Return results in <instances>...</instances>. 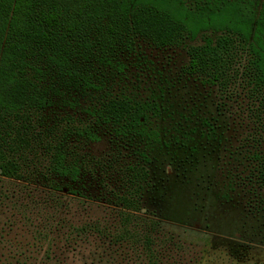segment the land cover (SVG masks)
<instances>
[{
	"label": "trees",
	"instance_id": "trees-1",
	"mask_svg": "<svg viewBox=\"0 0 264 264\" xmlns=\"http://www.w3.org/2000/svg\"><path fill=\"white\" fill-rule=\"evenodd\" d=\"M199 36L201 44L187 45ZM139 42L185 48V75L213 87L221 102H244L251 128L232 159L233 180L264 210V0H0V178L45 186L25 206L40 221L35 242L47 244L38 264H69L54 254L58 243L91 238L110 246L101 264H116L111 253L124 246L129 264H177L180 246H165L160 224L141 215L149 157L162 143V106L156 95L125 91L112 71L120 51ZM243 54L248 60L239 65ZM64 95L71 108L84 106L82 114L49 122L44 113ZM201 123L214 135L215 125ZM105 129L116 144L112 158L82 155ZM85 172L100 173L113 222L103 213L75 221L72 204L58 196L66 189L80 200ZM230 250L240 253L227 256L232 264H264L250 248L232 243Z\"/></svg>",
	"mask_w": 264,
	"mask_h": 264
},
{
	"label": "rangeland",
	"instance_id": "rangeland-1",
	"mask_svg": "<svg viewBox=\"0 0 264 264\" xmlns=\"http://www.w3.org/2000/svg\"><path fill=\"white\" fill-rule=\"evenodd\" d=\"M202 39L199 36L187 45L201 44ZM114 60L112 71L125 91L142 97L156 95L162 106V143L149 157L141 215L160 224L165 246H180L178 254L172 255L175 262L232 264L227 256L240 254L230 250L232 243L256 251L257 263L263 262L264 210H258L251 195L233 180L236 163L232 159L251 128L240 108L244 102L235 97L221 102L213 87L185 75V48L156 50L139 42L135 50H121ZM247 60L243 54L239 65ZM72 104L68 95L55 97L44 117L50 122L55 117L82 114L84 106L71 108ZM212 117L217 118V124ZM204 119L215 125L214 135L206 136L207 127L201 123ZM115 147L105 129L81 154L93 160L111 159ZM100 180V173L82 174L77 187L80 200L68 195L66 189L58 193L64 203L72 204L69 212L75 221L102 213L106 220H115L117 211H111L106 200L104 203ZM105 181L112 183L111 179ZM44 187L41 182L0 178V264H38L44 258L47 244L34 239L40 221L25 209L30 197L45 195ZM27 217H33L31 223ZM124 247L117 254L111 253L116 264H129L132 259L129 248ZM109 248L107 241L91 238L69 246L59 242L54 254L66 257L69 264H101L108 258Z\"/></svg>",
	"mask_w": 264,
	"mask_h": 264
}]
</instances>
